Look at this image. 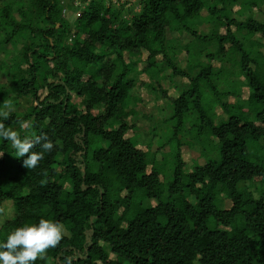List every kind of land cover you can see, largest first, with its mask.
I'll list each match as a JSON object with an SVG mask.
<instances>
[{
  "label": "trees",
  "instance_id": "1",
  "mask_svg": "<svg viewBox=\"0 0 264 264\" xmlns=\"http://www.w3.org/2000/svg\"><path fill=\"white\" fill-rule=\"evenodd\" d=\"M65 1L0 0V110L11 108L3 123L53 143L27 169L0 140V207L10 205L0 243L48 219L63 237L35 264H264V157L248 146L264 138V20L233 15H264V0H136L139 12L125 17L102 0ZM76 1L79 13L64 17ZM181 52L195 62L186 70ZM225 57L230 69L212 67ZM166 69L186 80L173 84L176 96L161 85ZM137 83L170 107L154 152L153 140L142 150L127 135ZM23 98L30 104L18 111ZM187 125L204 159L190 170L179 138ZM167 157L165 183L157 164Z\"/></svg>",
  "mask_w": 264,
  "mask_h": 264
},
{
  "label": "rangeland",
  "instance_id": "2",
  "mask_svg": "<svg viewBox=\"0 0 264 264\" xmlns=\"http://www.w3.org/2000/svg\"><path fill=\"white\" fill-rule=\"evenodd\" d=\"M66 2L67 1L63 0V4H65ZM78 2L79 1L75 2L74 5H76V6L74 7L72 14L67 13L66 7H64L65 11L63 10V16L65 15L70 20H73L74 17L79 13L80 9L83 7L79 4H76ZM87 2H88V0H87ZM136 4H137L136 0H128V8L127 7L126 8L125 7H118L117 8L113 3L109 2L108 0H102L101 1V5H102L103 9H106L107 7H109L111 10H116V11L118 10V12L121 13V17H125L126 15H130L131 13L136 12V11L138 13L139 7ZM129 8H131L133 11L130 10ZM236 10H238V7L233 8V11H236ZM233 15L235 18H239V19L244 18L246 16H251L254 19L259 20V21L264 20L263 13L259 12L256 9H253L251 12L247 11L242 16H239L237 12L233 13ZM198 30L202 33H203V31H201V30H205V35H208L210 33L211 28L207 24H202L198 28ZM255 37H259V36L256 35ZM189 39H190V37L187 34L179 35L180 42H186ZM181 45H182V43H181ZM213 51H214V47H209L205 50V52H213ZM192 54H194V56H195L194 51ZM177 58L179 60L178 66L182 70H186L185 67L188 65V63L190 65L195 63L194 61H192V59L187 61V58H186V55L184 52H181L180 54H178ZM194 60H198L201 63L207 62V59L204 56L199 57V58H194ZM211 65L213 68H219V67H221V69H230L231 68V64L228 62V57H225V61L222 63L219 62V60H214L213 62H211ZM142 67H143V65L139 66L138 69H140ZM198 70H199V68H194L192 73L195 74V72H197ZM170 74H171V70H169V69H166L165 71L161 72V76H165V79H163V80L161 79L162 80L161 85L163 88L169 89L168 94H171L172 96H176L178 94L179 90L177 89V92L174 91L173 84L174 83H183L186 80L183 78L182 79L172 78ZM138 78H139V80H141L140 83L144 82L146 84H149V79H148V76L146 74L141 73L138 76ZM238 80L243 81L241 77ZM157 81H159V80H157ZM231 85H232V86H230L231 88H234V89L237 88L235 83H232ZM145 90L146 89L144 87H143V89H141V87L139 86L138 83L136 84V86L133 89V96L134 97L136 96L138 99L135 100V98H134V100H130L128 107L130 109L134 108L137 115H136V118H133L131 120L132 123L135 122V128L132 130V132L129 131L127 135L134 138L135 142L140 144V148L142 150L146 149L145 142L147 140H149V139L153 140V144L151 145L150 150L152 152H154L157 149V145H156L155 141L159 138L158 136L161 135L160 131L163 130L165 127V126H163V121L168 116V114L170 112V107L167 104V100L162 99V96L159 94L158 91H156V95H157V97H156V95H153V93H151L149 91L146 92ZM240 95L243 99H246V97L248 95V89L246 87H243L241 89ZM228 102L230 104H233L235 102V100L232 96H230L228 98ZM29 104H30L29 99H26V98L20 99L18 101L17 110L23 111L26 107L29 106ZM216 114L222 116L221 109L218 107L216 108ZM150 126H153L155 128L154 129L155 131H153V133H155L156 135L158 134L156 137L151 136V134H153V133H150V130L153 128H151ZM189 128H190V126L187 125L185 127L184 134L179 135L180 141L183 142L181 152H182V158H183L185 165H186L185 169H187V170H190L194 163H197L200 165L204 164V159L200 156L198 144L194 143L193 138H191V134L189 133L190 132ZM192 144H193L192 147L189 146ZM248 146L251 148V151L255 155H257L258 157H262V158L264 157V138L260 139L256 144L249 143ZM168 148L169 147H165V148L161 149L160 152H158L156 154V158L159 161L161 158L160 153H163V152L167 153ZM170 159H171V157H167L163 161H161L160 163L157 164V167L161 170V173H162L161 175L164 178L165 183H168L170 181L171 173L173 170V165H172ZM223 206L225 208H228L230 206V202L228 200H225ZM9 208H10V205H8L7 203H6V205L3 204L0 207V226L5 221L6 214L7 215L10 214Z\"/></svg>",
  "mask_w": 264,
  "mask_h": 264
},
{
  "label": "clouds",
  "instance_id": "3",
  "mask_svg": "<svg viewBox=\"0 0 264 264\" xmlns=\"http://www.w3.org/2000/svg\"><path fill=\"white\" fill-rule=\"evenodd\" d=\"M5 109L7 110H0V140L11 143L16 157L24 158V167L35 168L38 162L43 160L44 153L52 150L53 143L45 135L32 140L22 139L17 131L5 127L3 120L8 119L11 108L5 105ZM35 145H40L42 151H31ZM62 237V225L48 219L17 227L0 243V264H35L36 260L43 257L47 249L54 248Z\"/></svg>",
  "mask_w": 264,
  "mask_h": 264
},
{
  "label": "built area",
  "instance_id": "4",
  "mask_svg": "<svg viewBox=\"0 0 264 264\" xmlns=\"http://www.w3.org/2000/svg\"><path fill=\"white\" fill-rule=\"evenodd\" d=\"M108 1L113 3L116 7H125V8L128 7V0H108Z\"/></svg>",
  "mask_w": 264,
  "mask_h": 264
}]
</instances>
